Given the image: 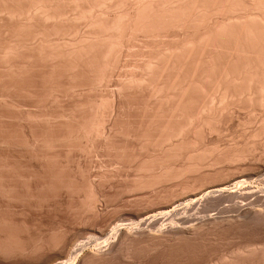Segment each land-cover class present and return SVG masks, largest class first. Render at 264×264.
Listing matches in <instances>:
<instances>
[{
  "label": "rangeland",
  "instance_id": "obj_1",
  "mask_svg": "<svg viewBox=\"0 0 264 264\" xmlns=\"http://www.w3.org/2000/svg\"><path fill=\"white\" fill-rule=\"evenodd\" d=\"M2 3L3 2H1L0 7L3 8L4 3L3 4ZM2 8H0V9H2ZM0 11H1L0 14L2 15V16H0V18L1 17L3 18L4 15L9 14L7 10H6L7 13L3 10H0ZM2 13H4V15ZM6 16H8V15H6ZM6 16L4 17V19H2V18L0 19L1 20L0 22L3 24L2 25L0 23V49L1 50L3 49L2 51H0V179H1L0 180V182H1L0 183V186H1L0 187V190H1L0 191V224L2 223V225H0V233L2 234L4 232L8 235L3 233V235H0V236L3 239H5L3 236L6 235L8 237V239L0 241V243L2 241H5L7 243L6 244L5 242H2L3 243V251L1 249L0 252L11 251L10 249H12L15 246L14 247L15 250H17L16 248H20L19 251H24L26 249V253L22 252V255H21V253L18 250H17V252H19V255L14 250L16 253V254L13 253L14 256H13V254H12V256L10 254L13 252V250L9 254L7 252L5 254L0 253V264H46L47 261H49L48 262L49 264H52V263L53 264H61V263L62 264L63 263H65V264H86L85 262L87 260H88V262H91L90 264H166V263L167 264H215V263L221 264L220 263L221 261L227 260L228 258L229 259L230 258L235 259V257H237L238 254L240 255V253H241L240 251L245 252L246 254L245 253L244 254L247 255L249 253V251L252 249L255 250V248L256 249H259V248L262 249V247L264 248V222H263L264 220L256 221V222H254V224L251 221H249V222L246 221L248 223L247 224L246 222L241 220V217H239L240 218V219H238L239 221L237 220L238 216H240L242 213L236 211V209H234V212H233V209L230 207L231 209L229 208L226 211L224 210L225 211L224 212L222 209L220 210V208L218 207L217 210L213 209L214 211L212 210V212H210V210L205 211V209L202 206H199V204L196 206L197 208L193 209L194 213H193V210L191 212L185 211L187 215H184L185 214L184 210H181V212L183 211L182 214L180 212H178V216L175 215L174 218L169 217L168 220H167L168 217L164 218V216H162V215H160V217L158 216V222L154 223L155 226H154V224H153V226L151 224L150 225L148 224L149 226L147 224H145L141 227L146 231V233H141V234L142 235L145 234V235L142 236L141 234L139 235V233H135L133 235V238H130V241H127L129 243H124V246H123V244H121L122 241L120 239H118L116 234L113 232L114 228L117 227V225L124 228L125 230H127L128 228H129L128 230H130L132 227L135 226V225H132V223L133 224H135V223L139 224L141 221H144V219L146 220V218H149V216H152L153 214L157 215L159 213V211H157V210L160 207L167 205V204H168V206H170L174 203V201L177 202V201L181 200L184 202L186 199V195L189 196L188 194H190V193L194 194V195H199L200 190L205 188L206 186H211V185H215L216 183L225 182L233 176H238V175L254 176L253 179L250 180V182L252 183L250 185L251 190H253V192H254V190H256V192H254V193H259L261 191L258 195H260V194L264 195V190H262V188L264 189V185H261V182H259V181H262L261 179H264L263 178L264 177V174H263L264 173V151L260 150V148L262 149L261 145H262V142H264V141H262L261 143H258L257 147L256 146L253 147L254 149L250 146L249 148H252L251 154L249 152L248 155H246L245 160L238 161L235 163H228L226 161H223V163L225 162V164H223V163L220 164V166H217L212 171L211 170L205 171L206 173H203V174L200 173L201 175L199 173H197L195 175L197 177H195V178H196V180H199V181L195 182L194 175L186 183H184L183 181L178 182L177 181L178 179L176 180L175 178H172L170 181H168L169 183L168 182H165V183L162 182L159 184H154L157 188L154 187V185L152 186L153 188H151L148 186L149 185L148 183H153V181L155 180V179H153V177L151 175L156 174V172L159 173V170H160L159 169V163L161 162L160 159L162 158V156H161L162 151L160 149V145L157 146V144H161L164 142V140L162 141V139L167 134V131L169 128V126H167V123L165 122L166 120L164 121V119L168 120V117L164 114L165 112L164 113L162 112L163 110L162 111L160 110V112H162L160 115V112L158 111V107L154 106V104L150 105V103H153L154 101L152 98H151L152 100H150L151 102L149 101L150 96H149V93H147L148 91L146 92V89L143 88L144 92H141L142 90L139 91V89H141L142 87L139 88L137 86L139 88L138 89L135 86H131V88L123 90V91H125V94L123 91H121L123 93V94H121V96H123V97H120V94H118L119 84H120V82L123 81L121 79H123V78L128 79L129 78L128 75L130 74V72L132 70H134L136 68V71H137V69H138L137 65L140 64V63H138L140 61V59L141 58L146 59L144 54L147 52V50H149V48L146 47V48H148L146 50L145 46H147V45L145 42H147L149 40V37H146L144 35H143L144 36L143 37L140 34V38H138L140 41H138V39L136 40L137 42L134 41L135 43L133 41H131L130 43L131 44L134 43V45L132 44V46L135 48L130 46L131 44L128 42V46L130 47L129 51H131V49H132L131 52L134 54V56H132V54H130V52H128V53L125 52L124 53L125 55L123 54L121 59H120L123 61H120L119 65L116 68H114V66L112 67V63L114 60H112V59L109 60L108 58H105V60H104V58L100 59V57H97V56H96L97 60L94 58L95 61H93V62L91 61V63H94V64L91 65L88 63L89 62L88 57L93 59L94 54L92 56L89 55L87 57V59H85V61H83L84 59L79 61L78 58H76L77 57L75 55L76 53L69 49V47L72 48L71 45H67L68 40L70 41V39H69L70 36L66 37L67 35H64V31H63L64 29L62 30V28L57 27L58 30L61 29V30H59V32H57L58 30L55 29L56 27L53 28L52 24L51 25L49 24L53 20H54V22L57 21L56 19H52V20L48 19L50 22L49 21L45 22L47 20L39 21L41 23L43 22L42 23L43 28H42L41 23L39 24V22L36 19L33 21H36V24L38 22L37 25H35L34 22H32V20L28 19V17H27V20L25 21L24 20L25 16L24 17L23 16L16 17V15L15 16L13 15L14 16L13 17L12 14H10V16H12V17L9 16L6 18ZM15 17L18 19V21L16 20ZM20 17L22 18V20ZM11 18H13V19H11ZM5 19L8 20V22L5 21ZM19 19L23 23H21V21ZM25 19H26V17H25ZM58 21L60 22V20H58ZM18 22L23 24V26L26 27V30H24L25 27H23L24 28L23 29L22 25L19 24ZM25 22H29V23L31 22V23L30 24L29 23L24 24ZM54 22H53V26L56 24H60V26H62V25L64 26L66 23H68L66 21H63V23L66 22L65 24H63V23H61L62 22L61 21L60 23L55 22L56 24H54ZM45 23L47 25L49 24V26H45L46 25ZM27 24L29 26L28 28L26 26ZM77 24H80V22L79 23L76 22L75 24L70 23L69 25L76 26ZM36 26L41 27L43 29V31H42V29L40 28L42 33L44 32L45 34L44 35L42 33L39 34L38 30L40 31V29H38V27H36ZM44 26L46 28L48 27V30H45ZM56 26H59V25H56ZM51 27L53 28V30H51ZM31 28H32L31 31H33V33L32 32L30 33L29 29H31ZM21 29H23V30H21ZM34 29H37L36 32L38 34L35 32ZM49 30H51V31H49ZM52 31H54L56 33H53ZM19 32H21L20 33L21 37H19L20 36ZM34 32L37 35H35ZM49 32L52 33L54 36L52 34H49ZM15 33H17V34H15ZM57 33L58 34L60 33V34L58 35ZM13 34H15L16 36ZM30 34L31 35L34 34L36 38H38V37L39 38L36 39L33 35L31 36ZM55 34H56V37H55ZM62 34L65 37L64 36L62 37ZM41 35L43 37V39L41 38L43 40V42H42V40L41 41L39 40ZM49 35H50V37H48ZM44 36H46L47 38ZM141 36L143 37V39H142L143 41H141ZM58 37H61V38H59L60 40H58ZM12 38H14V39H12ZM50 38H51V40H50ZM52 38H54L53 40L57 39V41L52 42L53 41ZM62 38L65 41L63 40V42H62L61 41ZM66 38H67V40H66ZM70 38H72V36ZM166 38L169 40L173 39L171 37H166ZM22 39H23L24 43H23ZM46 39L50 40V42H49V40H47L48 41L47 45L45 43V42H47V41H45ZM146 39H148V40L146 41ZM164 39L165 38H163V40ZM38 40H39V42H41L43 48H42V46L39 45L40 43H38ZM58 41H61V43H58ZM15 42L16 43L19 42V43L16 44ZM35 42L38 44H36ZM51 42L54 43V46L57 48V50L59 49L58 51H60L62 48H64V51H66L67 46H69V47H68L66 53H63L64 52L63 49L60 51V53H62V55H63L62 56L56 50V48L52 45ZM62 43H64V44H62ZM9 44H10V46H9ZM11 44H13V45H11ZM24 44H26V45H24ZM29 44L32 45V47ZM43 44H45L46 47H44ZM50 44L52 45V47ZM57 44L58 45L61 44V46L58 47ZM48 45L52 49L54 48L57 53L54 52L55 50L52 51ZM63 45H67V46L62 47ZM141 45H142V47H141ZM25 46L27 48H24ZM38 46H40L42 48V49H40L42 51V53L40 50H38ZM10 47H12L11 50H10ZM47 47L50 50L47 49ZM138 47L140 48V50L137 49ZM6 48H9V49H6ZM28 48H31V50ZM32 48H33V50H32ZM142 48H144V49H142ZM4 49H6V50H4ZM43 49H45V51L48 50L47 51L48 53L47 52L45 53V51ZM133 49H135V50H133ZM136 50H138V52ZM141 50H143V51H141ZM144 50H146V51H144ZM5 51H6V53H5ZM33 51H34V53H33ZM134 51H135L137 56H135ZM21 52H22V54H20ZM11 53H12V55H11ZM38 53H40V54H38ZM13 54H15V55H13ZM45 54H46V56H44ZM126 54H127V56H132V57H129V59L134 58V57H136L138 59L139 57H141V56L142 57L139 59V61L137 59L135 60V58L131 59L133 61H131V60L129 61ZM3 55L7 56V58H5V56H3ZM59 55L62 57L60 58ZM65 55H67V56H65ZM52 56L55 58V60H53ZM8 57L11 59H8ZM12 57L15 59H13ZM23 57H25V58H23ZM40 57H43V58H40ZM16 58H18V59L16 60ZM26 58H28V59H26ZM46 58L48 60H45ZM66 58H68V59L70 58V59L68 60ZM75 58L77 61L74 60ZM42 59H44V60H42ZM51 59H52V61H50ZM59 59H60V61H59ZM107 59L109 61H111V60L112 61L108 62ZM40 60L43 62H40ZM101 60H102V62H101ZM126 60H127V62H126ZM82 61L87 62L88 65L86 66L87 63H84V65H85V67H84ZM99 61L103 64L100 65ZM143 61L141 60V63ZM71 62H73V63H71ZM76 62L77 63L81 62L82 64L80 63V65H79ZM134 62H136L135 64H137V65H135ZM96 63L99 65H97ZM58 64H59V66H58ZM115 64H116V61L114 62V65ZM90 65H91V67H90ZM94 65L97 67V69L96 68L94 69ZM108 65L109 66L111 65V67H109ZM128 67L129 68L134 67V68H130L131 69L130 70ZM77 68H80V69H77ZM81 68H82V70H81ZM91 68L94 70H92ZM121 68L123 71L125 70V73L121 70ZM71 69L74 71H72ZM128 69L130 71H127ZM100 71L101 72L103 71V72L101 73ZM134 72H135V70H134ZM97 74H99V75H97ZM96 76H98V77H96ZM73 78H74V80H73ZM91 78L93 79V81ZM96 79H98V81H94ZM127 79H126V81H128ZM114 81H116V83H114ZM114 86L116 88H113ZM131 89H133V90H131ZM126 91H128V92L130 91V93H128V92L126 93ZM133 91L134 92L136 91L135 92L136 94ZM132 93H134V94H132ZM137 94H139V95H137ZM147 95L149 97H147ZM130 96H132V97H130ZM101 99H102L103 103H102V101H100ZM112 100H114V101H112ZM90 103H93V104H90ZM109 103H111V104H109ZM140 103H142V104H140ZM103 104H104V106H103ZM87 105H89V106L86 107ZM100 105H102L101 107H104V108H101ZM108 106L111 107L112 110H113L112 107H114V110H113L114 112L112 111L113 113L109 112V110H111V109H109ZM92 107H94V108H92ZM89 108L93 109V110H90ZM95 108H96V110H95ZM100 108L104 111H102ZM81 110H83V111H81ZM117 110H119V113ZM115 111L118 114L117 113L115 114ZM87 112H88V114H87ZM110 114L112 115V118H111ZM234 114L235 115L232 114L234 117H232V115H230L231 117L229 116L230 120L228 119V117L225 118L224 121L226 123L223 122V126H221V128L223 127L222 130L225 134L221 133L222 131L220 133L224 134V137H223V135L219 134V132H218V134L216 136H215V134L213 135V133H212V135H210V139H211L210 141H209V136L207 137L208 139L206 138L204 140V141L208 140L209 142L206 141V143L207 144L209 143L208 145H210V146H213L214 143H216L214 146H217V147H215L216 149H215L214 153L215 152L219 153L221 150L220 154L217 153L219 156H222L224 154L223 152H225V154H228L230 151L232 152L235 149L238 150L237 146L240 144L239 143L240 141L241 142L243 141V142L240 144L241 148H240V145L238 146L239 149L242 150L245 148L244 147L245 145L242 146V144L244 143V139L246 141L247 138L246 137L244 138L245 134H243L241 132L242 127L240 129L238 127V122H240V117H241V120L244 119L245 113L243 111H240L239 113H234ZM113 115H114V117H113ZM238 118H239V121L237 120ZM160 119H163V120L161 121ZM226 119H228V120H226ZM104 122H105V124H104ZM76 123H78V124L76 125ZM91 123H95V124H91ZM153 123H154V125H152ZM101 124H103V125L101 126ZM78 125H80L81 127ZM85 125H86V127H85ZM224 125H226L227 127ZM235 125H237V126L235 127ZM91 126L94 127L95 129H92ZM99 127H101V128H99ZM166 127H168V128H166ZM251 127L252 128H250V124H248V127H246L248 129V132L253 129V126H251ZM81 128H83V129L80 130ZM89 128H90V131H89ZM130 128H131V130H130ZM157 128H158V131H157ZM163 128H165V131ZM152 129H154V131ZM77 130H78V132H77ZM83 130L85 133L83 132ZM111 130H113V131H111ZM150 130L152 131V133ZM159 130L162 131L163 133L162 132L160 133ZM234 131H236L237 134H235L236 132H234ZM239 131L243 135L239 134V136H238ZM102 132H103V136H102ZM127 133H128V135H127ZM215 133H217V132H215ZM86 134H87V136L89 135L88 136L89 138L86 136ZM99 134H101V136ZM142 134H143V136H142ZM234 134H235V136H234ZM196 135L192 136V137H196V138H194L195 140L192 139L193 141H200V140L203 141V139H201L202 138L201 135H199V134H198V136H196ZM218 135H219V137L221 135L222 138L220 137V139H219ZM82 136H83V138H82ZM99 136H100V138H97ZM107 136H109L110 138ZM116 136H118V137H116ZM125 137L127 138V140ZM151 137L153 139H156V140L159 137V139L157 142H156V140H154L155 142L153 143V139H151ZM239 137H241V140L239 139ZM138 138H139V140H138ZM147 138L148 139L150 138L149 140H151V141H149ZM242 138H243V140H242ZM132 139H134V141H133L134 143L131 141ZM213 141H214V143H213ZM235 141H237L238 144H235ZM43 142H45V143H43ZM139 142H141V143H139ZM145 142H147V143H145ZM151 142H152L153 146H152V144H150ZM232 143L235 144L236 148H233L234 144H232ZM228 144H230V145H228ZM141 145H146V146L142 147ZM218 145H219V148L221 147V145H222V147L219 149ZM223 145H224V147H223ZM231 145H233V147L228 148ZM147 146H150V149ZM88 147L90 150L88 149ZM105 147H107V148H105ZM258 147H259V149H257ZM153 148L154 149L156 148L155 149L156 151ZM158 148L161 151V155L157 154V153H160ZM223 148H226V151H223L224 150ZM142 149H143V152L141 153ZM146 149H149L148 150L149 153ZM151 149H152V151H151ZM217 149H219V150H217ZM229 149H231V150H229ZM119 150L121 152H119ZM253 150H255V151L258 150L259 152L257 151V153L255 152L256 153L255 154L253 152ZM153 151L155 152V155H154ZM249 151H250V149H249ZM150 152L154 156H152V154ZM252 152L255 155H252ZM158 155H159V157H158ZM148 156H150V157H148ZM156 156L158 157L159 160L157 159ZM215 156H217V155H215ZM119 157L121 160L118 159ZM125 157H126V159H125ZM52 159H53V161H52ZM118 160H120V161H118ZM142 160H144V161H142ZM146 160L150 161V163L152 165L149 162H147ZM145 162H146V165H145ZM170 162H172L171 164H175L174 162H177V161L176 160L175 161L170 160L169 163ZM116 163H118V164H116ZM139 163H141V164H139ZM142 164H144V165L141 167ZM148 164H150V167L148 166ZM154 166L156 167V169L158 166V171L155 169V173L153 170L155 168ZM148 167L153 170L152 174L150 172L151 169L149 170ZM61 168H63L64 170ZM140 168H143L142 171H144V172H142L140 170ZM144 168H147L146 171ZM138 170H140V173ZM143 173H144L145 177H144ZM149 173H150V175H149ZM201 176H203V177H201ZM257 176H260V178L261 177L262 178L260 179ZM139 177L141 179L145 178V179H147V181L150 179L151 182L150 181L147 182L145 180V182L143 183L144 180H142V182L139 181V180H141ZM142 177H144V178H142ZM199 177H201V179ZM138 178H139V180H138ZM151 178H152V180H151ZM14 179H16L17 181ZM192 179H194V181ZM200 181H202V182H200ZM154 182H156V180ZM197 182H199V183H197ZM257 182H259L260 185H259V183L257 184ZM142 183L144 184V186ZM179 183H180V185H179ZM189 183H190V185L192 184L193 187L188 185ZM193 183H194V185H193ZM195 183H197V184H195ZM200 183L202 184V187L200 186ZM162 184H164V185H162ZM176 184H178L179 186ZM181 184H182V186H181ZM140 185H142V186H140ZM146 186L149 187L150 189L147 188ZM183 186H184V188H183ZM186 186H189V187H186ZM175 187H176V190H175ZM179 187L183 188V190L181 188L178 189V191L180 190L181 192H177V188H179ZM2 188H4V189H2ZM143 188H145V189H143ZM190 188L194 191H192ZM7 189L11 190V191H7ZM187 189L190 191L188 192ZM152 190H153V192H152ZM42 192H43V194H42ZM90 194H91V196H90ZM172 194H174V196H172ZM1 197H2V199H1ZM11 197H12V199H11ZM184 197H185V199L183 200ZM94 198L95 199L97 198V199L94 200ZM250 199L253 201V203H252V201H249V199L245 200L246 204L244 203V200H240V199L239 200L245 204V205L243 204L244 205L243 207H245V208L255 206L254 208H263L264 209V207H262V206H264V202L263 203L259 202L260 200H258V199L255 200V198H253V196ZM240 201L237 200V202H240ZM242 203L240 202V205ZM224 204L227 206H230L231 204L234 205V203H230V202H227ZM249 204H250V206H249ZM233 205H231V206H233ZM155 211H156V213H155ZM198 211H199V214H198ZM237 212H238V214H237ZM189 213L191 214V217L193 216L195 219L194 222H192L193 225H195V226L198 225L200 218L205 217V215L209 216V214H210V216L214 217V219L219 218V217L220 218L218 220L219 222H216V223L214 222V224L211 223L213 225L208 224L205 226L206 228L202 229L204 231L205 229L208 228L207 229L208 231L206 233H205L206 230L203 232L204 235L201 234L202 231L201 232L198 231V233L197 232H189L188 234H183V233L177 234V232L176 233L170 232L172 230H170L169 228L177 229L178 227H181V226L183 227L184 225H186V226L192 225V223L191 224L190 223L189 224H183L181 221L182 218H184L185 220L191 218ZM196 214H198V216ZM230 215H231V217H233V215L234 216L237 215L235 218H236L238 223H235L236 220H232L233 222H227L226 221V223L223 220H221V222L225 223L224 225H222L223 223H220L221 217L226 218ZM185 216L186 217L188 216V218H185ZM175 217L177 218V221H176ZM231 217H229V218H231ZM197 218H199V220ZM138 219L139 220L143 219V220H141L139 222ZM191 220H192V218H191ZM240 220L243 223L240 222ZM255 220H257V219H255ZM252 221H254V220H252ZM195 222H197V224ZM200 222H201V220H200ZM199 224H201V223H199ZM218 224H219V226H218ZM198 226H200V225H198ZM208 226H210V227H208ZM161 230L163 232H161ZM167 230H170V231H167ZM157 231L161 234H159ZM149 233H151V234L153 233L154 235L152 234L150 236ZM156 233L159 235L157 236ZM166 233H169V234L171 233L170 234L171 238L172 237L175 238V235H178V236L180 235L181 237L180 236H179L180 238L177 237L179 239L173 238L171 241L167 242L171 238L169 237V234L167 235ZM147 234H149V235L147 236ZM155 234L157 237L155 236ZM162 234H164V236ZM197 234L199 236L201 234L202 235L201 238ZM160 235H162V237ZM185 235H187V236H185ZM183 236H185L186 238ZM167 237H169L170 239H168ZM161 238H162V240L165 238L163 240V242H162ZM50 240L52 241L51 243H49ZM117 240H119V242ZM43 241L44 242L46 241L47 245H46V242L44 244ZM54 241L56 243L57 242L58 243L56 244ZM115 242H117L116 243L117 246L119 245L118 250L116 249L117 251H115V252L113 251V253H112L111 247H113L115 245ZM4 243L6 244V247H4L5 246ZM1 244H0V246H1ZM36 244H38V245H36ZM41 244L44 247L41 246ZM120 244H121V246H120ZM18 245H20V246H18ZM30 245L31 246L36 245V246L29 248ZM45 245H46V247H45ZM48 245H50V246H48ZM70 245L73 247L75 246V247L74 248L71 247V249H69V251H70L69 252L68 247ZM154 245H156V246H154ZM21 246L24 247L23 250H21V248H22ZM8 247H10L9 250H8ZM36 247H37V249L39 248L38 251H36L37 249H34ZM41 247H43V249H41ZM119 247H122V248L119 249ZM156 247H157V249H156ZM4 248H6V249H4ZM27 248H28V250H30V249L31 250L28 251ZM32 248H33L34 252L32 251ZM127 248L129 249V251ZM104 252H106V254ZM107 252H108V254H107ZM109 252H111L112 254L111 253L109 254ZM91 253H95V254H97V256L99 255V253H101L100 256L101 257L103 256L104 259H103V257L100 258V256L93 259L91 257ZM102 253H104V255ZM235 253H237V255H235ZM231 254H232L233 258L231 256ZM86 256L88 257V259ZM228 256H230V257H228ZM11 257H13V259ZM218 257H220V258H218ZM2 258L4 261L2 260ZM55 258H56V260H55ZM73 258L76 259L77 261L76 260L73 261ZM38 260H40V261H38ZM88 262H87V264H88Z\"/></svg>",
  "mask_w": 264,
  "mask_h": 264
},
{
  "label": "bare ground",
  "instance_id": "obj_2",
  "mask_svg": "<svg viewBox=\"0 0 264 264\" xmlns=\"http://www.w3.org/2000/svg\"><path fill=\"white\" fill-rule=\"evenodd\" d=\"M0 1L4 3V4L2 3L4 6H3V8L0 7V8H2L0 10H3L5 12L7 10L8 13H9V14H6L8 16L4 15L5 12L2 13L4 15V17L6 16V18L9 17L10 14H12V16L16 15V17H19V16H23L24 17L25 16L26 17V19L24 17L25 21L27 20V17H28V19L32 20V22H34L35 25H37L38 22L41 21V20L42 21L43 20L44 21L47 20L45 22H48L49 21L48 19H50V20L56 19L57 21H55V22H58V23H60L61 21H62L61 23H63V21L68 22V23L65 22L66 24L63 23V24H65L64 26L63 25L60 26V24H56L54 22V20L51 21V22L49 21L50 22L49 24L50 25L52 24L53 28L56 27L55 29H57V27L58 28L59 27L62 28V30L64 29L63 31H64V35H67L66 37H69V36L71 37L72 36V38L69 37L70 41L69 40H68V42L66 41L67 45H71L72 48H70L67 45H63L62 47L67 46V49L69 47V49L71 51L76 53L75 54L77 56L76 58H78L79 61H81L83 59H84L83 61H85V59H87V57L89 55L92 56L94 54L93 55V59L88 57V60H89L88 63L91 64V65L94 64V63H91V61L93 62V61H95V59L97 60V58H96V56H97V57H100V59L104 58V60H105V58H108L109 60L110 59L114 60L113 63H112V67L114 66V68H116L119 65V62L123 61V60H120V59H121L122 55L125 52H127V53L130 52V54H132V56H134V54L131 52L132 49H131V51H129L130 47L128 46V42L130 43L131 41H133V42L136 41L138 38H140V34L142 36L144 35L146 37H149V40L146 39V41L147 40L148 41L145 42L146 45H147V46H145V48L146 47L149 48V50H147L148 48H146V50H147L146 53L144 52L145 53L144 55H145L146 59H142L141 55H140L141 57H139L138 59L136 57H134L135 60L137 59L138 61L141 58L140 61L138 62V63H140L139 65L135 64L137 61L134 62V64L138 66L137 71H136V68H135L134 69L135 72H134V70H132L130 72V74L128 73L129 74L128 75L129 78L128 79L126 78L128 81H126L125 78L121 79L123 81L120 82L119 88H118L119 89L118 90V94H120V97H123V96H121V94H123L121 91H123L125 89H129V88H131V86H135V87L138 86L139 88L142 87L141 89H139L137 87L139 89V91L142 90L141 92H144L143 90L146 89V92L148 91L147 93H149V96H150L149 101L152 100V99L154 101L153 103H150V105L154 104V106L158 107V111L159 112H160V110L161 111L163 110L162 112L163 113L165 112L164 114L168 117V120L164 119V121L166 120L165 122L167 123V126H169V128L166 127V128H168V131H167V134L164 136L165 139L164 138L162 139V141L164 140V142L161 143V144H157L156 143L157 146L160 145V149L162 151V155H161V151L158 148L160 153H157V154H160L162 156V158L160 159L161 162L159 163V169H160L159 173L156 172V174H152L153 170H154V173H155L156 167L154 166L155 168L153 167L154 168L153 170L151 168H149L151 163H150V161L146 160L147 162L150 163V164H148V166H149L148 168H149V170L151 169L150 170V172L152 174L151 176L153 177V179L156 180V182H154L155 181L154 180L153 183H148L149 187L153 188L152 186L154 184H159V183H162V182L165 183V182L170 181L172 178H175L176 180L178 179L177 180L178 182L179 181L180 182L183 181L184 183H186V182H188V180L193 175H194V178H195V177H197V176H195L197 173H199V174L202 173L203 174V173H206L205 171H208V170L212 171L217 166H220V164H222L223 161H226L228 163H235V162H238V161L245 160L246 155H248L249 152L251 154V151H252L251 149L253 147H255V146L257 147L258 143H261L262 141H264V0H0ZM1 2H0V4H1ZM0 16H2V15L0 14ZM12 16H10V17H12ZM4 17L3 18L1 17V18L4 19ZM11 19H13V18H11ZM35 19L38 21L37 24H36V21H33ZM16 20L18 21L17 18H16ZM21 20H22V18H21ZM58 20H60V22ZM5 21L8 22V20H6V19H5ZM53 22H54V24L59 25V26H56V25L53 26ZM76 22L77 23L80 22V24H77L76 26L69 25L70 23L71 24L72 23L75 24ZM18 23L21 24L23 22L21 21V23L20 22H18ZM26 23H29V22H25L24 24H26ZM40 23L41 22H39V24ZM42 23H41V26L43 28ZM49 24L48 25L46 24L45 26H49ZM21 25H22V28L25 27V26H23V24H21ZM26 26H27V28L29 27L28 24ZM36 27H38V29L41 28L39 26H36ZM52 27H51V30H53ZM32 28L29 29L30 33L31 32L33 33V31H31ZM23 29H21V30H23ZM41 29H40V31H41ZM44 29L48 30V27L47 28L45 27ZM24 30H26V27H25ZM34 30H35V32L37 31V29H34ZM51 30H49V31H51ZM59 30H61V29H59ZM59 30L57 32H59ZM40 31L38 30L39 34L42 33L43 29H42L41 32ZM35 32H34V34L37 35L38 33L36 32L37 33L36 34ZM52 32L56 33L54 31H52ZM17 33H15V34H17ZM20 33L21 32H19V35H20ZM15 34H13V35H15ZM34 34H32V35L35 37ZM42 34L44 35L45 33L43 32ZM49 34H52V33L49 32ZM64 35L62 34V37ZM142 36H141V41H143L142 39L144 37V36L143 37ZM19 37H21V35ZM44 37H46V36H44ZM48 37H50V35ZM55 37H56V34H55ZM166 37H171L173 39L169 40ZM38 38H36V39H38ZM41 38L43 39L42 35H41V37L39 39L40 41L42 40ZM59 38H61V37H58V40H60ZM163 38H165L166 40L165 39L163 40ZM12 39H14V38H12ZM53 39L54 38H52V40ZM39 40H38V43H40L39 45L42 46V44H41V42H39ZM47 40H49V39H46L45 41H47ZM50 40H51V38H50ZM50 40H49V42H50ZM63 40L64 39L62 38L61 41L63 42ZM66 40H67V38H66ZM22 41H23V39H22ZM55 41H57V39L53 40L52 42H55ZM61 41H58V43H61ZM138 41H140V40L138 39ZM42 42H43V40H42ZM18 43H16V44H18ZM23 43H24V41H23ZM38 43H36V44H38ZM45 43L47 45L48 41L45 42ZM64 43H62V44H64ZM134 43H132V44L134 45ZM132 44L130 46H132ZM11 45H13V44H11ZM24 45H26V44H24ZM43 45H44V47H46L45 44H43ZM52 45L54 46V43H52ZM52 45H51V47H52ZM9 46H10V44H9ZM30 46L32 47V45H30ZM40 46H38V50L43 48V46H42V48ZM59 46H61V44L58 45V47ZM51 47L49 46V48H51ZM141 47H142V45H141ZM24 48H27V47L25 46ZM49 48L47 47V49H49ZM133 48H135V47H133ZM6 49H9V48H6ZM6 49H4V50H6ZM11 49H12V47H10V50ZM28 49L31 50V48H28ZM62 49L64 51V48H62ZM67 49H66V51H67ZM137 49L140 50L139 47ZM142 49H144V48H142ZM2 50L0 49V51H2ZM32 50H33V48H32ZM43 50L45 51V49H43ZM51 50L54 51L55 49L51 48ZM56 50H57V48H56ZM56 50L54 51L55 53H57ZM133 50H135V49H133ZM138 50H136V51L138 52ZM146 50H144V51H146ZM47 51H45V53ZM60 51H58V52L60 53ZM66 51H64L63 53H66ZM141 51H143V50H141ZM5 53H6V51H5ZM33 53H34V51H33ZM41 53H42V51H41ZM134 53H135V51H134ZM20 54H22V52ZM38 54H40V53H38ZM60 54L62 55V53H60ZM11 55H12V53H11ZM13 55H15V54H13ZM3 56H5V55H3ZM44 56H46V54ZM62 56H60V58ZM65 56H67V55H65ZM126 56H127V54H126ZM132 56H127V57L129 59V57H132ZM135 56H137L136 53H135ZM43 57H40V58H43ZM5 58H7V56H5ZM18 58H16V60ZM23 58H25V57H23ZM76 58L74 60H76ZM134 58H131V59H134ZM8 59H11V58L8 57ZM13 59H15V58H13ZM26 59H28V58H26ZM66 59H68V58H66ZM131 59H129V61ZM42 60H44V59H42ZM45 60H48V59L46 58ZM53 60H55L54 57H53ZM109 60H108V62L112 61V60L111 61H109ZM127 60H126V62H127ZM141 60L142 61L144 60V61L141 63ZM50 61H52V59ZM59 61H60V59H59ZM83 61H82L83 65H84V63H87V62H83ZM115 61H116V64L114 65ZM131 61H133V60H131ZM40 62H43V61L40 60ZM101 62H102V60H101ZM101 62H100V65L103 64ZM71 63H73V62H71ZM80 63H77V64L80 65ZM88 63L86 64V66L88 65ZM91 65H90V67H91ZM97 65H99V64H97ZM58 66H59V64H58ZM84 67H85V65H84ZM109 67H111V65ZM95 68L97 69V67L94 65V69ZM130 68H134V67H130ZM77 69H80V68H77ZM94 69H92V70H94ZM129 69L127 71L131 70V69L130 70ZM81 70H82V68H81ZM121 70H122V68H121ZM72 71H74V70H72ZM123 72L125 73V70ZM97 75H99V74H97ZM96 77H98V76H96ZM73 80H74V78H73ZM92 81H93V79H92ZM94 81H98V79H96ZM114 83H116V81H114ZM113 88H116V87L114 86ZM131 90H133V89H131ZM123 92L125 94V91H123ZM127 92L128 91H126V93ZM128 93H130V91ZM134 93H132V94H134ZM137 95H139V94H137ZM149 96L147 95V97H149ZM130 97H132V96H130ZM114 100H112V101H114ZM100 101H102V99ZM102 103H103V101H102ZM90 104H93V103H90ZM109 104H111V103H109ZM140 104H142V103H140ZM89 105H87L86 107H88ZM101 106L102 105H100V107ZM103 106H104V104H103ZM92 108H94V107H92ZM101 108H104V107H101ZM112 108L114 110V107H112ZM109 109H111V107H109ZM90 110H93V109H90ZM95 110H96V108H95ZM113 110L111 109V110H109V112H112ZM81 111H83V110H81ZM102 111H104V110H102ZM117 111L119 113V110H117ZM240 111H243L245 113V118L241 120V117H240V122H238L239 129L242 127V131L241 132L246 135V136L244 135V138L245 137L247 138V140H246L247 142L244 139V143L242 144V146L245 145L244 146L245 148L242 149V150L239 149L238 146L243 142V141L242 142L240 141L241 137H239V139H240L239 143L240 144L237 146L238 150L235 149L232 152L228 151L229 152L228 154H225V152H223L225 155L223 154L224 156L223 155L219 156L218 154L221 153V150H220L219 153L217 152L218 154L216 152L214 153V151L216 149L215 147H217V146H214L216 143H214V141H213L214 145L210 146V145H208L209 143L208 144L206 143V141L209 142L211 140L210 139V135H212V133H213V135L215 134V136L218 134V132H219V134L224 133L223 130H222L223 127L221 128V126H223V122L226 123L224 121L225 118L228 117V119L230 120V117H231L230 115H232V114L235 115L234 113H239ZM162 112H160V115H161ZM116 113L117 112L115 111V114ZM87 114H88V112H87ZM233 115H232V117H234ZM110 116L112 118L111 114H110ZM113 117H114V115H113ZM228 119H226V120H228ZM160 120L162 121L163 119H160ZM237 120L239 121V118ZM77 124L78 123H76V125ZM91 124H95V123H91ZM104 124H105V122H104ZM248 124H250V128H252L251 126H253V129L252 130L249 129L250 130L249 132H248V129L246 128V127H248ZM102 125L103 124H101V126ZM152 125H154V123ZM78 126H80V125H78ZM224 126H226V125H224ZM236 126L237 125H235V127ZM85 127H86V125H85ZM99 128H101V127H99ZM82 129L83 128H81L80 130H82ZM92 129H95V128L92 127ZM163 129L165 131V128H163ZM78 130H77V132H78ZM130 130H131V128H130ZM152 130L154 131V129H152ZM89 131H90V128H89ZM111 131H113V130H111ZM157 131H158V128H157ZM83 132H84V130H83ZM103 132H102V136H103ZM161 132L162 131H160V133ZM215 132H217V133H215ZM234 132H236V131H234ZM151 133H152V131H151ZM242 133H240V131H239L238 132V136H239V134H242ZM198 134L201 135V137H202L201 139H203V141H201V140L200 141H193L192 140V139L196 138V137H192V136L193 135L198 136ZM224 134H221V135H223V137H224ZM235 134H237V132ZM235 134H234V136H235ZM99 135L101 136V134H99ZM127 135H128V133H127ZM221 135H220V137H221ZM86 136H87V134H86ZM100 136L97 137V138H100ZM142 136H143V134H142ZM208 136H209V141L208 140L204 141ZM107 137H109V136H107ZM116 137H118V136H116ZM218 137H219V135H218ZM220 137H219V139H220ZM82 138H83V136H82ZM151 139H153V138L151 137ZM158 139H159V137H158ZM158 139L157 140L153 139V143L155 142L154 140H156V142H157ZM126 140H127V138H126ZM138 140H139V138H138ZM242 140H243V138H242ZM131 141L133 142L134 139H132ZM149 141H151V140H149ZM236 142L237 141H235V144H238V142L237 143ZM43 143H45V142H43ZM139 143H141V142H139ZM145 143H147V142H145ZM263 143L264 142H262V145H261L262 149L260 148V150H262V151H264V144ZM150 144H152V142ZM232 144H234V143H232ZM235 144H234V147H233V145H231L228 148H230V147L236 148ZM228 145H230V144H228ZM141 146L145 147L146 145H141ZM152 146H153V144H152ZM250 146L252 148H249ZM147 147H149V149H150V146H147ZM221 147H222V145H221ZM223 147H224V145H223ZM105 148H107V147H105ZM218 148H219V145H218ZM226 148H223L224 150L223 149L222 150L226 151ZM240 148H241V145H240ZM88 149H89V147H88ZM149 149H146V150L148 151ZM219 149H217V150H219ZM249 149H250V151H249ZM257 149H259V147ZM229 150H231V149H229ZM255 150H253V152L257 153L258 150L257 151H255ZM151 151H152V149H151ZM119 152H121V151L119 150ZM142 152H143V149H142L141 153ZM253 152H252V155H255L256 153L254 154ZM148 153H149V151H148ZM153 153L155 155L154 151H153ZM154 155L152 154V156H154ZM215 155H217V156H215ZM148 157H150V156H148ZM158 157H159V155H158ZM158 157H157V159H158ZM118 159H120V157ZM125 159H126V157H125ZM120 160H118V161H120ZM170 160H174V161L176 160L177 162H174L175 164H171L172 162L169 163ZM52 161H53V159H52ZM142 161H144V160H142ZM116 164H118V163H116ZM139 164H141V163H139ZM223 164H225V162ZM143 165L144 164H142L141 167ZM145 165H146V162H145ZM61 169H63V168H61ZM144 169L146 171L147 168H144ZM140 170L142 171L143 168H140ZM140 170H138L139 173H140ZM156 170L158 171V166H157ZM142 172H144V171H142ZM143 175H144V173H143ZM149 175H150V173H149ZM144 177H145V175H144ZM144 177H142V178H144ZM201 177H203V176H201ZM201 177H199V178L201 179ZM253 177L254 176H251V175L233 176V177H231L229 180H227L225 182H220V183H216L215 185L206 186L205 188L200 190L199 195H194V194L190 193V194H188L189 196H187L185 194L186 195V199H185V197L183 198V200L185 199L184 202L178 199L179 201H177V202L174 201V203L172 205H170V206H168V204H167V205H164V206L160 207L157 210V211H159V213L157 215L153 214L152 216H149V218H146V220L144 219V221H141L143 219H141V220L138 219L139 222L140 221L141 222L139 224H137V223L133 224L132 223V225H135V226L132 227L130 230H128L129 228L127 230H125L124 228H122V227L117 225V227L114 228L113 232L116 234L117 238L122 241L121 244H123V246H124V243H129L127 241H130V238H133V235L135 233H139V235L141 233H146V231L143 228H141V227L143 225H145V224H147V225L151 224L153 226L154 223L158 222V216L160 217V215H162V216H164V218L168 217L167 218V220H168L169 217H173L174 218L175 215L178 216V212H180L182 214L183 211L181 212V210H184V212L185 211L186 212H189V211L191 212L194 208H197L196 206L198 204H199V206H202L205 209V211H209L210 210V212H212L213 209L217 210L218 207L220 208V210L222 209L223 211L224 210L226 211L227 209H229L231 207L233 209V212H234V209H236V211L242 213V214L240 213L241 215L238 216L237 220L240 219L239 217H241V220L244 221V222L251 221L254 224V222H256V221H262V220H264V209L263 208H254L255 206H252V207H249V208L243 207L246 204L245 200L249 199V201H252L250 199V198H252V196H253V198H255V200L258 199V200H260L259 202H262V203L264 202V195L263 194L262 195L261 194L258 195L261 192L260 190H259L260 191L259 193H254V192H256V190H254V192H253V190H251L250 185L252 183L250 182V180L253 179ZM257 177L260 178V176H257ZM139 178H138V180H139ZM14 180H16V179H14ZM142 180H144L143 183L145 182V180L147 181V179H145V178L141 179L139 181L142 182ZM151 180H152V178H151ZM192 180L194 181V179H192ZM261 180L262 181H259V182H261V185H264V179H261ZM148 181H150V179ZM196 181H199V180H196V178H195V182ZM200 182H202V181H200ZM259 182H257V184ZM197 183H199V182H197ZM197 183H195V184H197ZM162 185H164V184H162ZM176 185H178V184H176ZM179 185H180V183H179ZM188 185H190V183ZM193 185H194V183H193ZM259 185H260V183H259ZM140 186H142V185H140ZM143 186H144V184H143ZM181 186H182V184H181ZM190 186H192V184ZM200 186L202 187L201 183H200ZM149 187H147V188H149ZM154 187H156V186L154 185ZM186 187H189V186H186ZM180 188L181 187L177 188V192H181L180 190L178 191V189H180ZM183 188H184V186H183ZM183 188H181V189L183 190ZM2 189H4V188H2ZM143 189H145V188H143ZM175 190H176V187H175ZM262 190H264V189L262 188ZM7 191H11V190L7 189ZM187 191L189 192L190 190L187 189ZM192 191H194V190H192ZM152 192H153V190H152ZM42 194H43V192H42ZM90 196H91V194H90ZM172 196H174V194H172ZM1 199H2V197H1ZM11 199H12V197H11ZM96 199L94 198V200H96ZM239 199L240 200H244L245 204L242 203V201H240ZM237 200L240 201L242 204L240 205V202H237ZM227 202L234 203V205L231 204L233 206H231V205L227 206V205L224 204V203H227ZM252 203H253V201H252ZM249 206H250V204H249ZM262 207H264V206H262ZM186 212H185V214L184 213L183 214L187 215ZM238 212H237V214H238ZM155 213H156V211H155ZM193 213H194V210H193ZM198 214H199V211H198ZM198 214H196V215L198 216ZM236 216L233 215V217H231V215H230L228 217L225 216L226 218H222L221 217L220 223H223L222 225H224L226 223V221L227 222H233L232 220H236V218H235ZM190 217H191V214H190ZM229 217H231V218H229ZM185 218H188V216L187 217L185 216ZM191 218H192L193 221L191 220ZM191 218H189L190 220L189 219L185 220L184 218H182L183 220L181 219V221H182L183 224H189V223L191 224L195 220L193 216ZM219 218L214 219V217L210 216V214H209V216L205 215V217L200 218L201 222H200L199 218H197L199 220V223H201V224L198 223V225H200V226H198V225L195 226V225H193V223H192V225H188V226L184 225L185 227L184 226L182 227L180 225L181 227H178L179 229L178 228L177 229H175V228L172 229V228H169L167 226L170 230H172V231H170V230H167V231L174 232V233L177 232V234H179V233L188 234L189 232H197L198 233V231L199 232L202 231L201 234L204 235L203 232L206 230L205 231V233H206L208 231L207 230L208 228L205 229L204 231L202 229L206 228L205 226L208 225V224L209 225H213L214 222L215 223L219 222L218 221ZM255 219H257V220H255ZM221 220H223L225 223L221 222ZM237 220L235 221V223H238ZM241 220H240V222H242ZM252 220H254V221H252ZM176 221H177V218H176ZM195 223L197 224V222H195ZM211 223H213V224H211ZM0 225H2V223ZM154 226H155V224H154ZM218 226H219V224H218ZM208 227H210V226H208ZM161 232H163V231L161 230ZM3 233L2 234L0 233V235H3ZM4 234H6V233H4ZM149 234L151 236L153 233L152 234L149 233ZM149 234H147V236ZM156 234H155V236H156ZM159 234H161V233H159ZM159 234H157V236ZM166 234L168 235L169 233H166ZM170 234H169V237H170ZM201 234H200V236L198 234L197 235L201 238V236H202ZM6 235H8V234H6ZM6 235L3 236V237L5 239H8V237ZM143 235H145V234H143ZM162 235L164 236V234H162ZM162 235H160V236L162 237ZM179 236L175 235V238L179 239L181 237V236L180 237ZM185 236H187V235H185ZM185 236H183V237H185ZM169 237H167V238L170 239L171 237L170 238ZM177 237H179V238H177ZM173 238L174 237H172L167 242L171 241ZM5 239H3L1 237L0 241L1 240H5ZM161 240H162V238H161ZM163 240H162V242H163ZM117 241L119 242V240H117ZM2 242H5V241H2ZM45 242L43 241L44 244H45ZM51 242L52 241L50 240L49 243H51ZM116 243L117 242H115V245L114 246L112 245L113 247H111L112 248V253H113V251L115 252V251L118 250V246L119 245L117 246ZM6 244H5L4 247H6ZM42 244H41V246L44 245V244L43 245ZM121 244H120V246H121ZM36 245H38V244H36ZM36 245H34V246H36ZM46 245H47V242H46ZM46 245H45V247H46ZM71 245L68 247V251H69V249H71V247L72 248L75 247V246L73 247ZM18 246H20V245H18ZM34 246L30 245L29 248L34 247ZM48 246H50V245H48ZM154 246H156V245H154ZM37 247L34 248V249H37ZM43 247H41V249H43ZM13 248L10 249V247H8V250L10 249L11 251H4V252H0V253L1 254H5L7 252L9 254L13 250V252L10 253L11 256H12V254L15 253V251L17 252V250L18 251L20 250V248H16L17 250H15V248L14 249ZM23 248L24 247H22L21 250H23ZM121 248L122 247H119V249H121ZM1 249L3 251V243L0 246V251H1ZM4 249H6V248H4ZM38 249L36 251H38ZM156 249H157V247H156ZM27 250H28V248H27ZM30 250H28V251H30ZM32 251L34 252L33 248H32ZM128 251H129V249H128ZM19 252L22 255V252L26 253V249L24 251H19ZM19 252H17L18 255H19ZM240 252H241L240 255L238 254L239 256L237 255V253H235V255H237V257H235V259H231V258L229 259L228 258L229 260L228 259L227 260H223L224 262L221 261L220 263L221 264H264V248L263 247H262V249H260V248L259 249L255 248V250L252 249V250L249 251V253L247 252L248 253L247 255H245L246 254L245 252H242V251H240ZM104 253L106 254V252H104ZM104 253H102V254L104 255ZM110 253L111 252H109V254ZM242 253L243 254L245 253V254L243 255ZM107 254H108V252H107ZM100 255H101V253H99L98 256H100ZM13 256H14V254H13ZM98 256L95 253H91V257L93 259L98 257ZM231 256H232V254H231ZM102 257L100 256V258H102ZM228 257H230V256H228ZM11 258L13 259V257H11ZM218 258H220V257H218ZM232 258H233V256H232ZM87 259H88V257H87ZM103 259H104V257H103ZM2 260H3V258H2ZM55 260H56V258H55ZM75 260L76 259L73 258V261H75ZM38 261H40V260H38ZM48 262L49 261H47V263ZM87 262H88V260L85 263L87 264ZM90 263L91 262H88V264H90ZM63 264H65V263H63ZM217 264H219V263H217Z\"/></svg>",
  "mask_w": 264,
  "mask_h": 264
}]
</instances>
